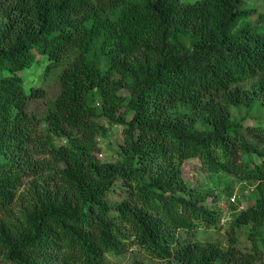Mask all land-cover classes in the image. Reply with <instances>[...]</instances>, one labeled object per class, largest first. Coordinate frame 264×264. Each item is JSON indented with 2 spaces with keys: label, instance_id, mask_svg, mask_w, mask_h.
<instances>
[{
  "label": "trees",
  "instance_id": "obj_1",
  "mask_svg": "<svg viewBox=\"0 0 264 264\" xmlns=\"http://www.w3.org/2000/svg\"><path fill=\"white\" fill-rule=\"evenodd\" d=\"M251 1L0 0V264H264V0ZM36 66L58 83L42 113L29 107L46 87L22 75ZM99 118L122 126L115 160ZM195 158L252 188L226 228L213 191L185 179Z\"/></svg>",
  "mask_w": 264,
  "mask_h": 264
},
{
  "label": "rangeland",
  "instance_id": "obj_2",
  "mask_svg": "<svg viewBox=\"0 0 264 264\" xmlns=\"http://www.w3.org/2000/svg\"><path fill=\"white\" fill-rule=\"evenodd\" d=\"M261 2L262 0H252L251 3ZM35 70L23 72L22 75L26 79L27 89L30 90L31 87L37 86L46 87L47 89V97L39 98L31 101L30 111L42 113L45 108V103L48 99L53 98L58 93V83L55 82L54 77L51 79L43 78V71L39 70L41 67H34ZM99 122L109 130V137H102L100 140L98 139L99 146L101 147V158L104 161L115 160L118 158V144L122 140V126L111 124L106 118H99ZM184 174L186 181L191 185L195 186L202 191H213L211 197L212 199H216L218 205L222 209V225L226 228L228 224V220L231 216L232 206L239 209L246 208L252 204L251 199V191L252 188H244L241 183L231 181L229 184L231 187L230 190L227 189L228 182H225L224 179L219 180L216 175L209 173L207 170L202 168L199 159H190L185 162L184 165ZM232 189V190H231ZM227 191V192H226ZM218 195V196H217ZM121 197L116 194L111 197L113 201H118ZM236 199L234 202L232 199ZM213 233V230L204 231L202 230L199 233L200 239H205L206 237H210ZM132 255L127 254L126 256L114 259L113 264H131Z\"/></svg>",
  "mask_w": 264,
  "mask_h": 264
},
{
  "label": "built area",
  "instance_id": "obj_3",
  "mask_svg": "<svg viewBox=\"0 0 264 264\" xmlns=\"http://www.w3.org/2000/svg\"><path fill=\"white\" fill-rule=\"evenodd\" d=\"M99 140H100V138H99ZM101 156V155H100ZM235 199V198H234ZM234 199H232V200H234Z\"/></svg>",
  "mask_w": 264,
  "mask_h": 264
}]
</instances>
